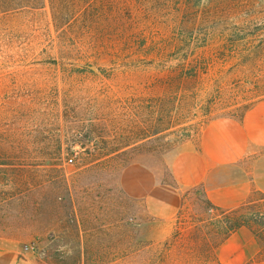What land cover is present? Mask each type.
Returning a JSON list of instances; mask_svg holds the SVG:
<instances>
[{
  "label": "rangeland",
  "instance_id": "rangeland-1",
  "mask_svg": "<svg viewBox=\"0 0 264 264\" xmlns=\"http://www.w3.org/2000/svg\"><path fill=\"white\" fill-rule=\"evenodd\" d=\"M87 2L0 0V264H219L235 221L264 260V200L223 214L187 189L166 221L144 203L180 154L239 151L264 0H123L150 13L131 45L98 44Z\"/></svg>",
  "mask_w": 264,
  "mask_h": 264
},
{
  "label": "crops",
  "instance_id": "crops-1",
  "mask_svg": "<svg viewBox=\"0 0 264 264\" xmlns=\"http://www.w3.org/2000/svg\"><path fill=\"white\" fill-rule=\"evenodd\" d=\"M241 135L244 142L239 151L227 156L198 151L180 154L172 164V182L158 183L144 196L149 214L157 220L174 218L182 208L185 190L193 188H201L213 207L226 210L263 201L264 100L247 109ZM260 252L258 239L243 227L217 247L216 257L220 264H264L258 260Z\"/></svg>",
  "mask_w": 264,
  "mask_h": 264
},
{
  "label": "trees",
  "instance_id": "trees-1",
  "mask_svg": "<svg viewBox=\"0 0 264 264\" xmlns=\"http://www.w3.org/2000/svg\"><path fill=\"white\" fill-rule=\"evenodd\" d=\"M87 1L84 7V16L88 17L91 15L103 21V23H108L107 26L98 28L99 31L95 35L93 34L95 29H88V34L94 35L93 38L98 44L131 45L138 42L146 43L150 39L149 34H151L152 29L141 26L143 22H149L151 20L150 13L137 7L136 4L126 6L121 3L123 0H101L97 3L92 0ZM92 9L96 12L95 14L90 13ZM126 24L127 26H125ZM214 208L223 214L234 213L239 210L238 208L232 210ZM243 227H246L244 221L233 222L227 228L224 240Z\"/></svg>",
  "mask_w": 264,
  "mask_h": 264
},
{
  "label": "built area",
  "instance_id": "built-area-1",
  "mask_svg": "<svg viewBox=\"0 0 264 264\" xmlns=\"http://www.w3.org/2000/svg\"><path fill=\"white\" fill-rule=\"evenodd\" d=\"M72 161V160H71Z\"/></svg>",
  "mask_w": 264,
  "mask_h": 264
}]
</instances>
